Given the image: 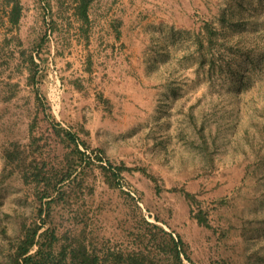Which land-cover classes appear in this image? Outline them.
<instances>
[{
    "label": "rangeland",
    "instance_id": "374dc122",
    "mask_svg": "<svg viewBox=\"0 0 264 264\" xmlns=\"http://www.w3.org/2000/svg\"><path fill=\"white\" fill-rule=\"evenodd\" d=\"M80 2L21 0L0 23V264L44 218L47 183L22 173L67 163L45 227L87 232L105 264H264V0H91L87 22Z\"/></svg>",
    "mask_w": 264,
    "mask_h": 264
},
{
    "label": "trees",
    "instance_id": "16d2710c",
    "mask_svg": "<svg viewBox=\"0 0 264 264\" xmlns=\"http://www.w3.org/2000/svg\"><path fill=\"white\" fill-rule=\"evenodd\" d=\"M91 0H81L80 2V15L85 22L88 21L87 9ZM0 23H8L11 29L15 30L19 24V20L22 14V4L21 0H0ZM207 33H209V47L212 48L211 35L212 29L209 25L205 27ZM15 40L13 36L9 40ZM238 53L234 52L233 54ZM29 65H34L32 57H29ZM38 94V93H37ZM37 100L40 102L39 95H37ZM57 130V129H56ZM58 135L63 136V140L73 146L72 153L76 154L78 162L82 163V152L78 149L76 135L66 131L65 129H59ZM11 152L7 158L10 161H15V157ZM19 155L18 153L16 154ZM25 162L24 159H21ZM72 163H67V168L63 171L53 170L50 173L44 171V168L36 167L35 173H22V179L25 182H31L36 184H41L45 181L47 183L44 186L41 193L39 192L40 205L38 209V216L41 218V224L36 222L33 226L24 227L21 238H19L18 243L14 247V253L10 257V264H105V258L100 251L97 250V244L94 237L91 235L88 237L87 232H81L78 235L73 236V238H64L67 235H59L55 227H45L48 222L50 215L52 213L54 205L60 202H66L70 199L69 190L70 187L76 186L77 177L70 179L72 172ZM102 170L106 171L104 167ZM109 172V171H108ZM112 176H117V173H110ZM68 181V182H67ZM184 197L189 202H194L195 197L186 191H183ZM126 195L134 199L129 193ZM135 200V199H134ZM199 225L209 227L208 220L204 211L199 210L197 213L193 214ZM44 228V229H43ZM163 232V231H161ZM167 234V233H164ZM169 236V235H168ZM170 243L174 257L179 260L180 256L183 254L181 246H183L182 241L179 239L175 241L170 237ZM140 253H130L121 255L127 258L126 262L129 264H147L148 261L152 262L148 258L146 261V256L143 252L138 250ZM137 257H140L139 260ZM122 256H115L114 264H119L122 262Z\"/></svg>",
    "mask_w": 264,
    "mask_h": 264
},
{
    "label": "built area",
    "instance_id": "2783aa9c",
    "mask_svg": "<svg viewBox=\"0 0 264 264\" xmlns=\"http://www.w3.org/2000/svg\"><path fill=\"white\" fill-rule=\"evenodd\" d=\"M103 165H106L105 163H103ZM121 189H123L124 191H126L127 193H129L132 197L136 198L134 192L129 189L128 187H126L125 185L121 184Z\"/></svg>",
    "mask_w": 264,
    "mask_h": 264
},
{
    "label": "bare ground",
    "instance_id": "6f19581e",
    "mask_svg": "<svg viewBox=\"0 0 264 264\" xmlns=\"http://www.w3.org/2000/svg\"><path fill=\"white\" fill-rule=\"evenodd\" d=\"M55 96V95H54ZM51 99H52V97H51Z\"/></svg>",
    "mask_w": 264,
    "mask_h": 264
}]
</instances>
